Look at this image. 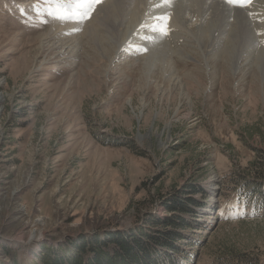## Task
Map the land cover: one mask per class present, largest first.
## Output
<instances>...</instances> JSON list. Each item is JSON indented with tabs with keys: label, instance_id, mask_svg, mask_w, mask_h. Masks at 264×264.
<instances>
[{
	"label": "rangeland",
	"instance_id": "1",
	"mask_svg": "<svg viewBox=\"0 0 264 264\" xmlns=\"http://www.w3.org/2000/svg\"><path fill=\"white\" fill-rule=\"evenodd\" d=\"M106 1L81 19L73 0H0V264H33L55 241L70 245L127 231L150 214L169 216L164 200L180 194L195 227L167 252L170 264L264 261V72L251 66L264 52L259 0L233 5L255 32L238 33L242 72L230 83L221 73L203 83L189 76L187 87L162 77L159 63L141 72L160 58H177L171 68L179 76L207 66L205 50H192L183 31L172 35L173 12L166 21L154 13L136 31V20L121 21L106 3L98 14ZM214 22L206 49L221 58L231 26ZM121 28L131 48L102 53L96 35ZM156 37L169 42L156 46ZM42 41L48 46L39 50ZM147 45L152 51H139Z\"/></svg>",
	"mask_w": 264,
	"mask_h": 264
},
{
	"label": "bare ground",
	"instance_id": "2",
	"mask_svg": "<svg viewBox=\"0 0 264 264\" xmlns=\"http://www.w3.org/2000/svg\"><path fill=\"white\" fill-rule=\"evenodd\" d=\"M162 1L163 0H125V5L123 7H120L122 5L121 0H107L106 2H102V4H100L98 6L97 13L99 14L101 7L105 6V3H106V7L109 6L108 10H110L111 15H113L115 13H116V15L118 14L121 17V21H123L126 18H129V21H131V22L136 20V27H137L136 31H138V30H141L144 28L146 19H148L154 13H156V14L161 13V17H163L166 12L172 11L173 17L171 19V24H174L175 26H177L179 28V31L176 32L177 34L173 33L172 35H174V37H176V35H177V38H178L180 36V32L183 31L184 35L182 37L187 43L193 44L192 50L197 49L196 47H198L199 49L205 50L204 56L206 58L205 62H207V66H202L199 68L202 70V72L193 73V71H190L189 73H184L183 75L179 76L178 73H176V71L171 68L172 62L174 61V63H176V60H178L177 58L172 60L171 65L166 60L160 58L158 60H150V61L148 60V62L142 67V69H143V71H141L142 73H145L146 69H148L150 71L155 65H157L159 63L160 66H159L157 71H158V73H160V75H163L162 77L168 78V80H169L168 82L171 81L173 84H175L178 87H187V85H189V83H190L189 76L195 77L197 81H199L200 83H203L204 81H207V79L211 78L210 76H212V75L219 76V74L221 73V74H225L226 80H228L227 82L230 83V81H231L230 78L233 76V73H234V75H237L238 73L242 72L243 68L241 67V62L238 61V59L240 57L238 56V52L236 49L238 33L241 32L242 30L245 32L247 29L250 30V34H252V32L255 33L254 31H252V28H251V24H250L251 21L249 19L250 17L244 15V13L241 12V10H244V9L239 8V7H235L233 5L232 6L229 5L230 3H227V0H186V1L185 0H176V6L175 7H174V5H172V3H174V2H172L171 5L167 4V5L160 6V7L156 8L155 6L159 5ZM224 2H226V3H224ZM135 3H137V6ZM188 3H190V4H188ZM132 4H135V5H132ZM142 4L144 5V7ZM263 4H264V0L258 1L259 8H261L264 11ZM138 8L140 10H138ZM144 9H145V11H144ZM230 10H231V15L235 14L233 16V20L231 21V24L227 22L228 15L230 14ZM142 13H143V15L140 16V14H142ZM107 15L108 14L106 13V15L102 17V20H101L102 22L105 21V18ZM93 18H94V15H93ZM93 18L91 20H93ZM112 18H115V17L113 16ZM62 19L65 20L64 16H62ZM91 20H89V21H91ZM214 20H217L218 22H221L222 24H229L228 26H231L229 37L226 39V41L224 40L225 43L223 44L224 47L222 50L223 54H222L221 58L209 57L210 54H207V49H206V48H208V46H211L213 44V41L211 40V36L214 34H211V33H213L212 30L215 27ZM65 23H67L69 25L71 23V21L70 22L65 21ZM96 28L100 29V27H96ZM122 28H121V30L123 31V33L121 32L119 34H115V36H114V34L110 35V36H105V37H102L100 35L99 36L96 35L97 39H95V41L99 45V47L102 48V50H103V52L101 51L102 53H105L106 55L111 56L113 54V49L115 48V50H116L118 44H119V48L120 49L124 48L123 50H125V51L131 48L129 46L128 41L125 40V41L121 42L122 37H123L122 35H124V33H126L125 30H123L124 28L123 29ZM248 35H249V32H248ZM209 36H210V38H209ZM220 36H222V35H220ZM223 36H225V35L223 34ZM254 37H255V39H257L255 34H254ZM250 38H251V35H250ZM156 39H157V41H156L157 45L156 46H159V45L163 46L164 44H166V42L167 43L169 42L162 37H156ZM113 40L115 41L114 44H112ZM132 40L135 41L136 39H132ZM169 40H171V39H169ZM251 41H252V39H251ZM222 42H223V40H222ZM132 43L130 42V44H132ZM252 43L256 44V41H255V43L252 41ZM49 44L53 45V43H49ZM145 44H147V42ZM218 45H219V43H218ZM47 46H48V44L47 43L43 44V41H42V43L40 44V47H38V49L41 50ZM67 46L68 45H66V46L64 45L63 47H67ZM220 46H222V45L220 44ZM247 46H251V45H247ZM166 48L168 49V47H166ZM166 48H164V49H166ZM218 49L221 50L220 47ZM258 49H260V48H258ZM147 50L149 52L152 51L151 49H149V46H148ZM188 50H189V48H188ZM219 50H217V51H219ZM161 51H163V49ZM167 52H169V51L167 50ZM167 52H166V55H167ZM187 53H188V51L186 49L180 48L179 54H187ZM190 53H191V51H190ZM192 53H195V52L193 51ZM219 54H221V53H219ZM149 55H150V53H149ZM160 55H161V52H160ZM168 55H169V53H168ZM29 56H32V55L29 54ZM102 56L104 57V55H102ZM171 56H172V53H171ZM21 58H22V56H21ZM26 58L28 60V57H26ZM86 58H87V56H86ZM202 60H203V57H202ZM86 62H87V59H86ZM185 62L191 63V61H189V60H185ZM237 64H239V65H237ZM251 66H252V68H255L256 73L264 72V52L263 51H259L256 54V59L251 64ZM209 68H210V71L208 72ZM165 72H167L166 76H165ZM216 78H218V77H216Z\"/></svg>",
	"mask_w": 264,
	"mask_h": 264
},
{
	"label": "trees",
	"instance_id": "3",
	"mask_svg": "<svg viewBox=\"0 0 264 264\" xmlns=\"http://www.w3.org/2000/svg\"><path fill=\"white\" fill-rule=\"evenodd\" d=\"M259 166V177H264V159L259 161ZM165 199L169 216L159 219L150 214L127 231L109 229L113 234L99 233V237L87 234L80 242L77 238L70 240V245L55 241L39 249L33 264H170L172 258L167 252H175L183 231L195 226L191 224L183 195ZM176 254L180 256L184 252ZM243 261L242 264H264L255 257Z\"/></svg>",
	"mask_w": 264,
	"mask_h": 264
},
{
	"label": "snow or ice",
	"instance_id": "4",
	"mask_svg": "<svg viewBox=\"0 0 264 264\" xmlns=\"http://www.w3.org/2000/svg\"><path fill=\"white\" fill-rule=\"evenodd\" d=\"M171 0H163V3L167 4L170 3ZM99 3H101V0H73V4L72 7L75 8L76 10H78V14L80 16L81 19L87 17V18H91V14L93 11V6L94 5H98ZM227 3L230 4H238V5H246V4H250L251 0H227ZM162 21H166L167 17H160L159 18ZM159 31L162 34H167L168 32V28L166 26V24H164L163 26H161L159 28ZM140 52H145L147 51V49L141 48L139 49Z\"/></svg>",
	"mask_w": 264,
	"mask_h": 264
}]
</instances>
